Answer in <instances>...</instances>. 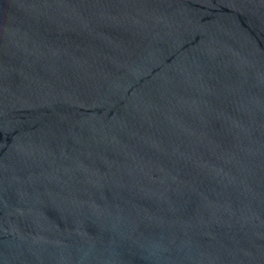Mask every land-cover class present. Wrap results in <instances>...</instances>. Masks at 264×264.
I'll return each instance as SVG.
<instances>
[{
  "label": "water",
  "instance_id": "obj_1",
  "mask_svg": "<svg viewBox=\"0 0 264 264\" xmlns=\"http://www.w3.org/2000/svg\"><path fill=\"white\" fill-rule=\"evenodd\" d=\"M0 264H264V0H0Z\"/></svg>",
  "mask_w": 264,
  "mask_h": 264
}]
</instances>
